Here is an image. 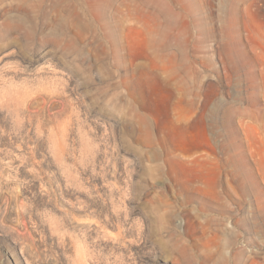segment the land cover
Returning a JSON list of instances; mask_svg holds the SVG:
<instances>
[{"label":"rangeland","instance_id":"374dc122","mask_svg":"<svg viewBox=\"0 0 264 264\" xmlns=\"http://www.w3.org/2000/svg\"><path fill=\"white\" fill-rule=\"evenodd\" d=\"M0 264H264V0H0Z\"/></svg>","mask_w":264,"mask_h":264}]
</instances>
